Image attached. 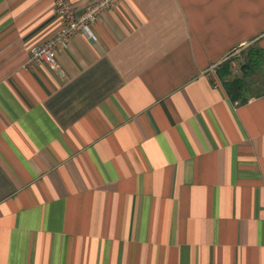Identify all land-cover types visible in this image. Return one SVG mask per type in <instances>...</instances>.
<instances>
[{
	"label": "crops",
	"instance_id": "1",
	"mask_svg": "<svg viewBox=\"0 0 264 264\" xmlns=\"http://www.w3.org/2000/svg\"><path fill=\"white\" fill-rule=\"evenodd\" d=\"M58 25L0 0V264H264V0H119L21 67Z\"/></svg>",
	"mask_w": 264,
	"mask_h": 264
},
{
	"label": "built area",
	"instance_id": "2",
	"mask_svg": "<svg viewBox=\"0 0 264 264\" xmlns=\"http://www.w3.org/2000/svg\"><path fill=\"white\" fill-rule=\"evenodd\" d=\"M118 1L92 0L81 13H77L71 0H51V9L57 15L59 25L43 41L30 45L21 67L30 68L38 63H45L51 69L60 68L58 50L66 47L70 38L77 32L91 36L92 24L100 18L105 9L112 7ZM211 70L215 71L213 67Z\"/></svg>",
	"mask_w": 264,
	"mask_h": 264
},
{
	"label": "trees",
	"instance_id": "3",
	"mask_svg": "<svg viewBox=\"0 0 264 264\" xmlns=\"http://www.w3.org/2000/svg\"><path fill=\"white\" fill-rule=\"evenodd\" d=\"M249 59H250V61H248L247 64L244 63L243 67H244V66H247V65H248V67L253 66V65H252V60H251V58H249ZM249 64H250V65H249ZM228 68H229V66H228V64H226V70H225V72H227V69H228ZM252 70H253V69H252ZM252 72H253V71H252ZM252 72H251V74H252ZM242 86H243V79H242V78H238V77H236V78H234L232 81H230V83H228L227 88H228V90L232 91V95H234L233 92H234V91H235V92L240 91V89L242 88ZM237 94H238V93H237ZM237 94H236V96H237Z\"/></svg>",
	"mask_w": 264,
	"mask_h": 264
},
{
	"label": "rangeland",
	"instance_id": "4",
	"mask_svg": "<svg viewBox=\"0 0 264 264\" xmlns=\"http://www.w3.org/2000/svg\"><path fill=\"white\" fill-rule=\"evenodd\" d=\"M245 53V50H243V49H240L236 54H238V56H234V57H236V61H235V67H236V73L235 74H238L239 73V70H240V68H241V65H242V63H243V61H245V55L246 54H244ZM236 54H234V55H236ZM250 55V54H249ZM233 72V71H232Z\"/></svg>",
	"mask_w": 264,
	"mask_h": 264
}]
</instances>
